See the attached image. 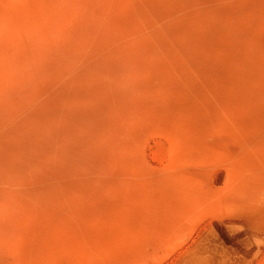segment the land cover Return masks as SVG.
Segmentation results:
<instances>
[{
	"label": "rangeland",
	"instance_id": "1",
	"mask_svg": "<svg viewBox=\"0 0 264 264\" xmlns=\"http://www.w3.org/2000/svg\"><path fill=\"white\" fill-rule=\"evenodd\" d=\"M0 264H264V0H0Z\"/></svg>",
	"mask_w": 264,
	"mask_h": 264
}]
</instances>
